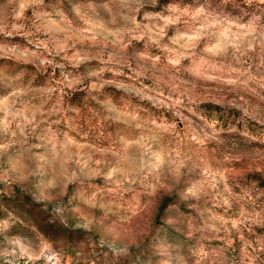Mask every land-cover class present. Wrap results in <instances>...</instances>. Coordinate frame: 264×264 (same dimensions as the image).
Instances as JSON below:
<instances>
[{
	"label": "rangeland",
	"instance_id": "1",
	"mask_svg": "<svg viewBox=\"0 0 264 264\" xmlns=\"http://www.w3.org/2000/svg\"><path fill=\"white\" fill-rule=\"evenodd\" d=\"M12 93L87 198L0 180V264H264V0H0Z\"/></svg>",
	"mask_w": 264,
	"mask_h": 264
},
{
	"label": "clouds",
	"instance_id": "2",
	"mask_svg": "<svg viewBox=\"0 0 264 264\" xmlns=\"http://www.w3.org/2000/svg\"><path fill=\"white\" fill-rule=\"evenodd\" d=\"M17 96L19 93H12L0 99V112L3 113L0 116V133L10 134L7 142L0 138V180L7 177L21 181L19 186L25 187L22 181H29L30 178L29 182L33 189L37 185L40 187L50 185L52 194L56 197L51 206L62 202L67 207L70 200L86 199L83 189L84 174L80 170V175H77V170L68 168V157L61 155L63 149L58 150L56 144L47 140L46 136L39 137L40 142H46L43 147L37 142L26 143L27 136L35 130V117L26 115V106L16 107L17 101L14 97ZM13 121H19L15 130L11 129ZM47 143L52 145L51 148L47 147ZM158 167L157 162L146 164L142 156L133 161L121 158L107 170L104 180L106 185H114V190L119 192L125 190L126 183L144 184V178L156 174ZM0 236H4L3 231H0ZM17 237L27 239L28 234L17 229L15 236L11 239L4 236V241L13 243Z\"/></svg>",
	"mask_w": 264,
	"mask_h": 264
}]
</instances>
